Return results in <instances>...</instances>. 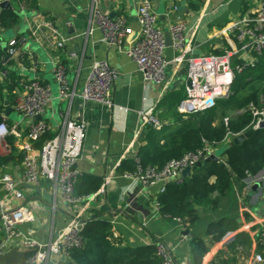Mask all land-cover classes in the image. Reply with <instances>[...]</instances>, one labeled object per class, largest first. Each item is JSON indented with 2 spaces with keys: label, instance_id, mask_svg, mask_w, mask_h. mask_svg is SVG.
Here are the masks:
<instances>
[{
  "label": "crops",
  "instance_id": "1",
  "mask_svg": "<svg viewBox=\"0 0 264 264\" xmlns=\"http://www.w3.org/2000/svg\"><path fill=\"white\" fill-rule=\"evenodd\" d=\"M4 1L9 2V8H15L20 13V21L9 31L0 30V56L9 40L22 41L17 57L9 63L8 75L17 78V82L35 79L50 87L51 101L41 120L49 126L52 137L65 116L85 124V137L76 168L80 178L92 177L103 182L98 191L89 194L95 197L87 218L97 216L109 221L113 240L122 247H140L159 241L170 250L176 264H193L190 251L192 235L185 225L159 214L156 203V195L160 194L158 187L144 190L134 178H125L120 168L132 159L131 154L147 137V129L141 123L138 112L154 108L162 127L172 123L177 104L185 93L186 58L220 54L228 48L226 35L229 25L242 15L253 12L258 0H149L158 15V25L164 32L177 19L186 24L184 38L189 52L182 61L176 62L177 52L166 46L164 56L168 66L165 80L146 86L130 58L104 44L100 31L89 24L91 0H35L34 9H26L21 0H0V3ZM97 2L103 13L127 18L132 34L123 44L126 49L138 33L136 16L142 0ZM200 4L198 10L193 8ZM59 42H62V47H57ZM51 60L59 61L66 67L73 91L72 97L67 100L58 98ZM96 61H106L117 72L111 107L80 98L85 77ZM6 83L7 79H0V116L19 135L25 132L28 121L22 120L14 110L17 86L7 99ZM6 108L9 110L7 115ZM6 143L8 149L0 151V176L7 175L18 182L23 192V203L30 210L33 220L20 225L19 230L30 233L40 244H47L64 228L71 209L55 196L51 183L43 181L38 186L21 183L23 153L20 149L27 141L21 136L11 135ZM38 150L39 144L35 142L30 154L34 156ZM105 180L107 183H104ZM245 183V188L235 192L240 228L227 232L216 244L207 243L210 249L201 264H210L218 250L239 232L249 235L251 245L248 248L244 245L236 247L235 264H247L253 256L255 248L251 234L264 225V170L259 176L245 180ZM254 184H259L255 190ZM0 198H4L10 208L19 204L10 195L1 194ZM53 202L56 204L54 211ZM127 203L131 207L124 209ZM246 226L248 228L243 230L242 227ZM225 258L231 260L233 257L226 255ZM57 262L67 264L69 256H54L53 263Z\"/></svg>",
  "mask_w": 264,
  "mask_h": 264
},
{
  "label": "built area",
  "instance_id": "2",
  "mask_svg": "<svg viewBox=\"0 0 264 264\" xmlns=\"http://www.w3.org/2000/svg\"><path fill=\"white\" fill-rule=\"evenodd\" d=\"M176 10V8H174ZM138 33L129 41L128 47L123 44L128 41L132 30L125 16L111 18L103 13L97 0H91L89 11V24L100 31L101 41L109 47L115 48L119 53L125 54L135 64L144 86L164 82L168 61L164 52L166 42L164 31L158 25V15L153 10L149 0H142L137 8ZM43 24H45L43 22ZM186 24L177 19L172 22L167 32L172 40V48L177 52L176 62L185 58L189 49L185 43ZM228 48L220 54L188 57L186 58V86L184 96L177 104V112L181 115H193L204 112L215 105L219 98H226L230 93L235 74H240L244 67L253 66L259 57L264 55V2L257 1L253 12L242 15L234 20L227 29ZM21 40L12 39L6 44L4 53L0 56V79L6 80L11 60L18 55V46ZM62 47V42L57 44ZM240 60L238 64L236 61ZM51 73L57 85L59 100H67L73 95L71 83L66 67L59 61L51 60ZM36 67V66H35ZM117 78L115 68L106 61L94 62L80 91L83 101H90L112 106V96ZM18 92L14 110L28 121L26 130L19 135L13 127H9L4 118L0 121V151L8 149L6 139L15 135L26 139L27 144L22 146L21 183L38 186L43 181L51 183L54 193L61 203L71 209V216L64 228L55 234L47 244H40L34 240L30 233L19 230L25 222H31L30 210L23 203V192L7 175L0 176V195L11 196L19 204L8 207V202L0 198V255L9 249L35 250V254L22 264H65L53 263V257L64 255L74 248L83 245L81 230L89 220L90 205L95 195H79L75 191L80 173L76 162L80 157L83 140L85 137V124L82 121L70 120L66 116L55 135L46 141L38 153L30 154L32 144L42 136L49 134V126L42 120H37L47 109L51 101V90L47 84L38 80L20 81L17 85ZM246 110L252 116L250 130H257L264 123V106H255L250 103ZM62 117V114H60ZM143 126H150L160 130L162 123L155 114V109L138 112ZM215 153L208 147L194 152H188L181 158L168 162L162 169L156 170L148 167L141 169L139 166L135 173H124L125 178H134L142 189L158 187L160 193L164 192L166 184L173 182L181 184L182 172L185 168L193 169L198 164ZM133 161L138 165L139 159L136 152L131 154ZM107 183V180L104 181ZM101 188V187H100ZM101 191V190H100ZM56 204L53 202L52 209ZM130 203L124 205L129 209ZM243 230L248 227H242ZM227 234L226 236H228ZM253 235L254 254L247 264L264 263V225L255 230ZM113 233L111 238H113ZM156 255L160 264H176L170 250L157 241Z\"/></svg>",
  "mask_w": 264,
  "mask_h": 264
},
{
  "label": "trees",
  "instance_id": "3",
  "mask_svg": "<svg viewBox=\"0 0 264 264\" xmlns=\"http://www.w3.org/2000/svg\"><path fill=\"white\" fill-rule=\"evenodd\" d=\"M21 1L26 9L35 8V0ZM200 6L193 8L198 10ZM19 21L20 13L15 8L5 9L0 13V30L9 31ZM236 62L241 63L240 60ZM17 80L8 75L7 99L20 82ZM256 83L260 85L256 86ZM250 103L264 106V55L253 66L244 67L240 74H235L229 95L217 99L212 108L193 115H181L176 110L173 122L167 127L154 130L146 126L147 137L136 151L139 164L130 159L120 168L121 173L128 174L135 173L138 166L160 170L168 162L206 146L218 155L217 160L195 166L181 184L170 182L163 193L156 195L159 214L185 225L192 235L190 251L193 264L202 263L210 249L207 243L216 244L227 232L240 228L235 192L245 188V180L264 170V127L254 130L240 144L232 141L251 128L253 119L246 110ZM51 137L49 134L42 136L37 141L39 148ZM102 184L101 179L79 178L75 191L79 195L93 194ZM81 234L83 245L69 250L67 264H160L155 244L122 247L111 238L110 222L97 216L86 222ZM239 245L246 248L251 245L246 232L236 233L218 250L210 264H235L236 247ZM34 254L33 249H9L0 255V264H22ZM226 255L233 258L225 260Z\"/></svg>",
  "mask_w": 264,
  "mask_h": 264
},
{
  "label": "water",
  "instance_id": "4",
  "mask_svg": "<svg viewBox=\"0 0 264 264\" xmlns=\"http://www.w3.org/2000/svg\"><path fill=\"white\" fill-rule=\"evenodd\" d=\"M9 6H10V5H9V2H8V1L1 2V3H0V13H1L3 10L8 9ZM109 16H110L111 18H114V17H115L113 13L109 14ZM164 37H165L166 46L171 47V46H172V40H171L170 34H169L168 32H165V33H164ZM8 111H9L8 108H6V110H5V115L8 114ZM37 120H41V117H38ZM263 127H264V123L260 124V128H263ZM252 133H253V130H248L246 133L234 137L232 141H233L234 144H240V143L243 142L246 138H249V137L252 135ZM217 158H218V155H217V154H216V155H212V156L206 158V159L204 160V162H208V161H211V160H217ZM198 166H200V164H198L197 167H198ZM191 171H192V169H190V168H185V169L183 170V172H182V177H183V178H186L187 176H189V174L191 173ZM260 174H261V172H260L257 176H259ZM258 185H259V184H254V186H253V190H255V188L258 187Z\"/></svg>",
  "mask_w": 264,
  "mask_h": 264
},
{
  "label": "rangeland",
  "instance_id": "5",
  "mask_svg": "<svg viewBox=\"0 0 264 264\" xmlns=\"http://www.w3.org/2000/svg\"><path fill=\"white\" fill-rule=\"evenodd\" d=\"M258 83H260V82H258ZM258 83H256V86H259L260 84H258Z\"/></svg>",
  "mask_w": 264,
  "mask_h": 264
}]
</instances>
